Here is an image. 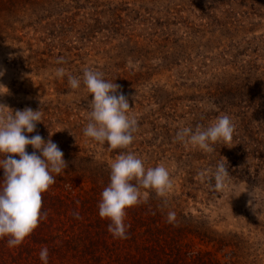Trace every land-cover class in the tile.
Masks as SVG:
<instances>
[{"label": "rangeland", "instance_id": "rangeland-1", "mask_svg": "<svg viewBox=\"0 0 264 264\" xmlns=\"http://www.w3.org/2000/svg\"><path fill=\"white\" fill-rule=\"evenodd\" d=\"M86 68L128 98L138 129L126 149L83 135ZM246 72L248 84L239 78L242 91L231 87L227 98ZM0 73V111L40 110L26 135L51 139L67 163L42 193L38 227L18 246L0 238V264H44L45 247L47 264H264V0H0ZM225 114L230 143L207 153L175 140L179 129ZM121 153L146 169L164 165L172 185L163 197L140 188L126 239L98 214ZM219 163L229 172L221 190L212 179ZM3 177L0 168V187Z\"/></svg>", "mask_w": 264, "mask_h": 264}, {"label": "clouds", "instance_id": "clouds-1", "mask_svg": "<svg viewBox=\"0 0 264 264\" xmlns=\"http://www.w3.org/2000/svg\"><path fill=\"white\" fill-rule=\"evenodd\" d=\"M62 62L63 58H58L57 63ZM55 74L63 77L66 72L58 68ZM68 83L75 90L80 88L81 79L69 75ZM82 83L92 96L83 135L100 144L106 143L110 150L126 149L134 140L138 121L129 116V101L119 91L120 85L104 79L102 72L90 68L84 69ZM4 107L0 104V108ZM41 121L40 110L25 108L7 114L0 111V156L3 157L0 168L4 172L0 187V238L9 237V247L21 244L38 227L42 193L55 183L52 173L58 175L67 167L64 153L51 139L45 141L38 133L31 137L26 135L35 132ZM233 133L234 125L225 114L218 116L207 128L197 125L195 130L191 127L179 129L175 140L210 153L214 150L212 145L230 143ZM29 145L34 149L32 153L26 151ZM228 177L227 167L219 163L212 173L214 188L223 189ZM133 180L137 183H132ZM171 186L170 174L164 165L146 169L135 154L121 153L110 164L109 183L101 193L98 214L110 222L108 231L114 238L126 239V210L140 203V188L153 190L163 197ZM174 217V212L168 213L169 222ZM39 255L47 264L48 249L42 248Z\"/></svg>", "mask_w": 264, "mask_h": 264}, {"label": "trees", "instance_id": "trees-1", "mask_svg": "<svg viewBox=\"0 0 264 264\" xmlns=\"http://www.w3.org/2000/svg\"><path fill=\"white\" fill-rule=\"evenodd\" d=\"M164 54V53H163ZM162 53L160 54L161 55V59L163 58H165L166 59V57H168V53L167 54H164L163 55ZM161 66H162V64H160ZM249 73L250 72H246L245 74H241L242 76H239V74H237V79L238 80H236L235 79V81H236V84L235 83H232L231 85H228V89H226V94L227 95H225L227 98H229V99H231V97H229V96H231V95H233L231 92H233V90H239V93L242 91V84H243V86H245L246 84H248V82L250 81V79H249ZM239 78L242 80L241 81V83L239 84ZM243 78H244V80H243ZM142 83H144V85L146 84V82H148V80H145V79H143L142 81H141ZM156 86H154V85H151L150 86V88H151V91H152V93H156V94H158L157 92H156V89L157 88H155ZM231 87H234L233 88V90H232V88ZM238 88V89H236V88ZM219 91H220V93H221V90L220 89H218Z\"/></svg>", "mask_w": 264, "mask_h": 264}]
</instances>
